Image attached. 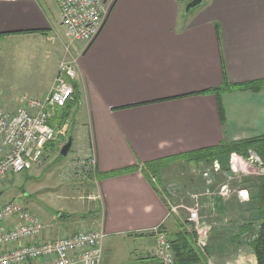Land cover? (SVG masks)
Segmentation results:
<instances>
[{
    "label": "crops",
    "instance_id": "crops-1",
    "mask_svg": "<svg viewBox=\"0 0 264 264\" xmlns=\"http://www.w3.org/2000/svg\"><path fill=\"white\" fill-rule=\"evenodd\" d=\"M190 1L112 0L102 29L83 50L69 43L55 0H0V107L44 96L59 62L74 59L71 100L77 98L85 122L71 138L72 156L99 199L80 221L36 213L45 228L34 241L101 230L100 264H161L151 230L161 228L172 241L190 223L172 214L168 194L154 182L167 164H154L187 162L177 156L264 135V0H202L186 11ZM224 83L242 86L208 92ZM14 89L22 90L15 100ZM62 109L50 124L64 130ZM202 200L213 204L215 217L227 215L220 195ZM246 202L253 200L239 204ZM206 250L193 264L256 262L251 250L228 249L215 233Z\"/></svg>",
    "mask_w": 264,
    "mask_h": 264
},
{
    "label": "built area",
    "instance_id": "built-area-1",
    "mask_svg": "<svg viewBox=\"0 0 264 264\" xmlns=\"http://www.w3.org/2000/svg\"><path fill=\"white\" fill-rule=\"evenodd\" d=\"M61 25L70 44L83 45L85 50L97 37L108 16L112 0H55ZM82 50V52H83ZM76 76L74 59L59 62L52 87L39 98H25L12 109L0 107V182L8 175L17 174L36 166L45 155V148L53 142L63 128L50 124L56 108L63 107L73 95L72 80ZM96 160L91 153L87 165ZM219 169L217 162L213 163ZM227 196L229 190L222 186L217 193ZM195 203L189 211V220L196 229V246L203 253L206 244V228L198 218L200 198L193 195ZM213 209V204H211ZM43 221L19 199L0 203V264H100L101 230L78 231L47 241H34L44 230ZM155 237L154 256L161 264H174L175 257L170 239L159 227L151 230ZM29 240V243L24 241ZM256 264V262L249 263Z\"/></svg>",
    "mask_w": 264,
    "mask_h": 264
},
{
    "label": "rangeland",
    "instance_id": "rangeland-1",
    "mask_svg": "<svg viewBox=\"0 0 264 264\" xmlns=\"http://www.w3.org/2000/svg\"><path fill=\"white\" fill-rule=\"evenodd\" d=\"M16 74L17 76L14 74L12 76L19 77V73L16 72ZM0 89L3 88L0 87ZM16 91L14 89L9 94L13 100L16 99L15 94L18 93V97L22 90ZM37 93L39 91L30 94ZM4 96L0 95V98ZM83 115L76 102L65 122V131L61 130L60 135L50 145L41 160L40 167L32 166L24 172L8 175L0 182V203L19 199L32 213L40 212L43 217L47 214L51 216L53 213H60V215L69 214L72 220L80 221L82 215L87 216L85 215L87 209L94 208L92 202L99 200L95 190L96 185L90 181L91 178L87 177L88 171L81 166L79 158L72 156L74 142L66 156L60 155L61 147L69 138L75 136L76 129L82 127L85 122ZM247 154L248 156L245 157L237 152H231L228 159L229 165L226 164L229 172L220 167L215 170L210 162L207 164L199 162V166L187 162H175L167 164L166 168L163 167L161 179L158 176L154 179V182L160 185L159 188L164 189L168 194V208L172 214L183 220L189 218V211L195 203L193 195L198 194L200 198L198 218L205 221L203 225L207 227V240L203 246V254L207 253L209 238L214 233L215 237L224 240L228 249L233 250L239 245L243 251L251 250L249 241L259 224L257 194L264 178V165L253 151L248 150ZM224 185L229 190L227 196L223 197L226 199L223 204L228 211L226 216L219 219L215 217V211L211 210L210 203L207 204L202 199L213 196L210 193L206 194L207 189L211 193H217ZM249 199H252L253 203L246 202L244 206L239 204V201L244 202ZM229 208L238 213L235 212V214L234 211L230 213ZM188 221L190 223L188 230H193L197 234L192 222L189 219ZM244 225L247 226L246 231L239 233V226L243 228ZM197 251L200 255L202 254L198 248Z\"/></svg>",
    "mask_w": 264,
    "mask_h": 264
},
{
    "label": "trees",
    "instance_id": "trees-1",
    "mask_svg": "<svg viewBox=\"0 0 264 264\" xmlns=\"http://www.w3.org/2000/svg\"><path fill=\"white\" fill-rule=\"evenodd\" d=\"M258 84L260 85L261 82H259ZM239 86L241 87L242 85L232 86L230 84L224 83L222 86L213 88L208 92L219 96L221 93L227 91L228 89ZM76 102L77 98H72V100H68L67 103L63 106L65 109H62L63 112L61 114V123L64 122L65 119H67L71 108L73 107V105H75ZM248 150L253 151L261 159L264 165V135L229 144L220 143L219 145L214 147L204 148L195 152L184 153L177 157L187 162H204L205 164L210 162V164L212 165L214 162H217L220 169L229 171V168L226 166V164L228 165L229 154L231 152H237L240 155L247 157ZM171 159L161 162L160 164H154L153 167L163 166L164 164H168L170 163V161L176 160L177 158L173 157ZM156 172L157 171H154V173ZM257 202L259 206V224L257 226V229L253 233L252 239L249 241V247L255 257L256 264H264V178L262 179L260 187L258 188ZM246 227L247 226L244 225L240 230V233L245 232L247 229ZM195 244L196 234L193 230L184 231L180 238L176 237L174 240H172L171 247L174 252L175 263L193 264L200 262L204 257H202L195 249Z\"/></svg>",
    "mask_w": 264,
    "mask_h": 264
},
{
    "label": "water",
    "instance_id": "water-1",
    "mask_svg": "<svg viewBox=\"0 0 264 264\" xmlns=\"http://www.w3.org/2000/svg\"><path fill=\"white\" fill-rule=\"evenodd\" d=\"M202 2V0H191L185 7V10L188 11L191 8H194L195 6L199 5ZM72 144V139L69 138L67 142L61 147L60 149V155L66 156L70 150ZM1 196V192H0Z\"/></svg>",
    "mask_w": 264,
    "mask_h": 264
}]
</instances>
